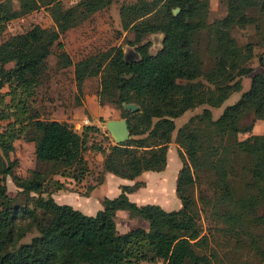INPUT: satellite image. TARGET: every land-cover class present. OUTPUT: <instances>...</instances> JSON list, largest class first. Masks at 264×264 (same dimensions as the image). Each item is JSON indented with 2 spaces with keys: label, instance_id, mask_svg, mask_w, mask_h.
Segmentation results:
<instances>
[{
  "label": "trees",
  "instance_id": "trees-1",
  "mask_svg": "<svg viewBox=\"0 0 264 264\" xmlns=\"http://www.w3.org/2000/svg\"><path fill=\"white\" fill-rule=\"evenodd\" d=\"M17 2L15 8L12 0H0V33L7 20L40 6L48 9L55 32L49 36L34 24L0 40V89L6 84L9 95L7 103L0 91V119L14 118L0 130V264H141V260L154 264H223L215 252L196 250L207 244L201 215L220 223L217 229L234 236L239 244L247 235L249 248L264 259V237L253 231L264 224V130L237 138L238 132L251 128L252 122L244 120L246 116L264 119V74L253 72L248 87L217 117L212 118L205 107L176 128L173 139L178 145L180 165L174 192L180 202L178 208L166 210L157 203L137 204L130 200L127 193L144 186L143 181L135 180L120 184L115 196H103L101 208L87 214L55 201L51 192L43 189L40 170H31L26 178L16 176L13 168L17 160L10 158L9 152L21 132V127L14 124L24 121L36 160L60 166L61 173L66 169L74 178L86 171L82 152L88 146L85 136L93 125H84L77 132L65 121L39 118L36 112L23 117L21 114L26 113L27 102L46 76L53 38L107 7L111 0H76L67 6L61 0ZM207 2H121L119 22L123 29L132 31L129 42L137 53L132 59L124 57L119 45H112L72 61L63 43L56 42L55 64L58 68L72 65L77 91L86 77L106 68L96 92L97 101L112 103L119 109V117L126 119V140L107 147L102 139L98 140V145L105 147L103 171L133 179L142 171L163 169L173 119L201 103L219 106L232 91L239 90V77L252 70L248 61L253 42L238 44L230 29L252 25L256 42L264 44V0H226L224 15L210 23L205 22ZM174 7L179 8L176 14L172 12ZM203 30L213 57L206 70L201 67L196 46V35ZM151 32L162 34L160 46L153 53L148 50V40L141 42L142 36ZM258 61L264 67L260 54ZM9 62L11 65L6 67ZM129 102L138 108L124 109L122 103ZM237 163L242 171L240 179L230 180L229 174ZM198 169L212 175L209 194L201 189L196 196L193 193V172ZM5 175H10L26 195L29 191L37 193L32 207L10 203ZM239 182L241 186L237 187ZM259 207L262 213L256 212ZM117 210H129L144 218L147 227L117 232ZM18 216L24 223L14 222ZM31 227L37 233L18 242Z\"/></svg>",
  "mask_w": 264,
  "mask_h": 264
},
{
  "label": "rangeland",
  "instance_id": "rangeland-1",
  "mask_svg": "<svg viewBox=\"0 0 264 264\" xmlns=\"http://www.w3.org/2000/svg\"><path fill=\"white\" fill-rule=\"evenodd\" d=\"M75 1L61 0L65 6ZM131 1L133 0H111V3L107 7L92 13L77 26L69 28L53 38L51 52L46 59V76L42 78L41 83L36 87L35 94L27 102L28 109L26 113L21 114L23 117L36 112L39 118L65 121L77 132H81L84 125H93L92 127L94 128L89 129L88 134L85 136V143L88 146L84 147L82 153L87 168L83 175L74 178L66 169L61 173L63 169L60 166L52 167L49 162L36 160L33 155V142L26 138L28 126L24 124V121L22 123L15 122L14 124L15 127H21L20 134L12 142L13 149L9 152V157L16 158L17 160L13 168L15 175L19 178H26L30 176L31 170H40L43 176V189L46 192H51L55 201L68 203L81 211V207H94L96 202L101 200L103 196L113 197V195H116L114 194L116 190V193H118V184L122 181V178L101 169V161L105 151L104 146L107 147L109 143L115 142L109 134H102L100 128L104 127L107 119L119 118V109L112 103L106 101L98 103L97 101L96 92L100 87V80L106 76V68H102L94 76L86 77L82 82L81 90L77 91L72 74V65L58 68L55 64L56 42L61 41L63 43V49L68 53L72 61L84 55L106 49L112 45H119L126 59L135 58L137 53L135 52L134 45L129 42L132 39V31L123 29L118 18L119 4ZM225 1L208 0L206 23H210L213 19L224 15L226 10ZM12 5L16 8L18 6L17 0H12ZM34 24H38L49 36H52L55 32V26L50 18L48 9L45 6H40L26 14L7 20L0 33V40L11 34L22 32ZM230 34L238 44H243L247 41L253 42V54L248 61L252 70L239 77V90L232 91L219 106L201 103L185 110L173 119L174 129L167 144V165L161 178L163 184H156L158 179L151 182L152 179L148 178V180L150 179L149 186L139 187L132 193L133 197L141 200L139 203L135 201L137 204L157 203L162 205L166 210L179 207L180 202L173 189L175 183L174 169L177 163L180 165L177 156L178 145L173 139L176 128L186 121L188 117L199 113L205 107L210 110L212 118L217 117L226 104L234 102L240 93L248 87L250 75L253 72L258 71L264 74V67L258 61L259 54L264 57V44L256 42L257 36L254 27L252 25H246L244 28L235 26L230 29ZM161 36L160 32L146 33L142 36L141 42L148 40L150 44L148 50L153 53L160 46ZM196 38L198 39L196 40V46L202 59L201 67L206 70L212 65L213 57L208 49L210 44L205 30L198 33ZM10 65L11 63L9 62L6 64V67ZM7 90L6 84L0 89L4 101L8 103L9 95L6 93ZM13 120L12 116L0 119V130L4 128L7 122L10 121L11 123ZM244 120L252 122L251 128L249 131L238 132L237 138H243L250 133L263 132L264 119L253 118L252 114H249ZM97 139H102L104 143L103 148L98 145ZM238 164L232 168V172L229 174L230 180L239 181L242 171ZM144 175L142 173V175L140 174L132 180L143 181ZM193 180V193L195 196L200 189L202 193H210L212 189V175L209 171L198 169L197 172H193ZM4 182L10 203L17 206L23 204L29 207L33 206L34 197L37 196L36 192L29 191L26 195L15 185L10 175H5ZM240 186L241 183L239 182L237 187ZM85 190L87 191V195H83ZM46 192H41V194L45 195ZM256 212L262 213V208H257ZM202 216L200 223L203 232L206 233L207 244L204 248L196 247V250L204 251L205 253L215 252L217 258L223 264H264V259L259 253L249 248L247 235L242 236L244 241L242 244H239L234 236H228L217 229L220 227V223H214L213 220ZM114 221L117 232H122L135 226L147 227V220L140 216H134L129 210L116 211ZM14 222L22 224L24 223V219L18 216ZM253 231L264 237V224L254 228ZM36 233L35 228L31 227L18 242L27 241ZM262 248L264 249V241ZM140 263L154 264L146 260H141Z\"/></svg>",
  "mask_w": 264,
  "mask_h": 264
},
{
  "label": "water",
  "instance_id": "water-1",
  "mask_svg": "<svg viewBox=\"0 0 264 264\" xmlns=\"http://www.w3.org/2000/svg\"><path fill=\"white\" fill-rule=\"evenodd\" d=\"M178 7L172 9L173 14H176ZM124 109L136 110L138 105L135 103H122ZM104 127L110 137L115 143H121L129 137L126 119L123 117L119 118H110L107 119L104 123Z\"/></svg>",
  "mask_w": 264,
  "mask_h": 264
},
{
  "label": "crops",
  "instance_id": "crops-1",
  "mask_svg": "<svg viewBox=\"0 0 264 264\" xmlns=\"http://www.w3.org/2000/svg\"><path fill=\"white\" fill-rule=\"evenodd\" d=\"M167 154H168V152L166 153V164H165V166H164L163 169H161V170H159V171L145 170V171H142V172L140 173L141 175H142V173L145 174V175H144V179H142L143 182H144V186H141V187H147V186H149L150 179L148 180V178H151V179H152L151 182H154V181H156V180L158 179V181H157L156 184H159V185L163 184L161 178H162V176H163V174H164L163 171L165 170L166 165H167ZM178 167H179V164L177 163L176 166H175V169H174V173H173V175H175V176H176V172H177ZM140 174H139V175H140ZM137 176H138V175H137ZM121 178H122V177H121ZM132 181H133L132 179L122 178V181H121L118 185H120V184H131ZM118 189H119V188H118ZM173 189H174V187H173ZM118 191H119V190H118ZM134 191H135V190H134ZM134 191L127 193V196H128L129 199L134 200V201H136L137 203H139L141 200H139V199L137 200L135 197L132 196V193H133ZM116 192H117V190H116ZM116 192H115L114 194H117ZM174 193H175V192H174ZM89 195H90V194H89ZM104 195H105V194H104ZM111 196H112V195H111ZM113 196H114V195H113ZM155 202H158V201H155ZM160 206L163 207L162 205H160ZM99 208H101L100 200L96 202V205H95L94 207H90V208H88V207H86V208L81 207L82 211L85 212V213H87V214H88V213L93 214V213H94L97 209H99ZM117 211H118V210H117ZM124 231H125V230H124Z\"/></svg>",
  "mask_w": 264,
  "mask_h": 264
},
{
  "label": "built area",
  "instance_id": "built-area-1",
  "mask_svg": "<svg viewBox=\"0 0 264 264\" xmlns=\"http://www.w3.org/2000/svg\"><path fill=\"white\" fill-rule=\"evenodd\" d=\"M100 131H101L102 134H104V135H108V132L106 131L105 127L100 128ZM98 140H99V139H97V141H98ZM109 140H110V139H109Z\"/></svg>",
  "mask_w": 264,
  "mask_h": 264
}]
</instances>
